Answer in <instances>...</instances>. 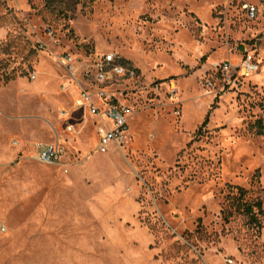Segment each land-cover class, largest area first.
Returning <instances> with one entry per match:
<instances>
[{"label": "rangeland", "instance_id": "rangeland-1", "mask_svg": "<svg viewBox=\"0 0 264 264\" xmlns=\"http://www.w3.org/2000/svg\"><path fill=\"white\" fill-rule=\"evenodd\" d=\"M67 52L138 69L110 87L134 110L124 151L98 150L62 90ZM246 54L257 73L221 76ZM260 123L264 0H0V264H264V214L257 229L223 213L230 186L264 199ZM39 142L64 165L36 160Z\"/></svg>", "mask_w": 264, "mask_h": 264}, {"label": "built area", "instance_id": "built-area-1", "mask_svg": "<svg viewBox=\"0 0 264 264\" xmlns=\"http://www.w3.org/2000/svg\"><path fill=\"white\" fill-rule=\"evenodd\" d=\"M246 17L254 20L258 17V5L245 2L243 5ZM49 34L53 31L47 27ZM58 62L66 69L68 82L62 85L68 90L75 85L79 90L78 106L85 107L97 119L98 150L107 152L112 144L124 151L130 137L129 121L134 114L133 107L118 97V91L110 87L118 81L135 80L139 71L127 60L116 53H98L89 58L67 52L57 57ZM222 77L233 71L231 61L217 66ZM244 75L251 76L260 70V61L255 54H246L238 66ZM36 72L31 74L35 80ZM208 84L213 86V82ZM66 111L62 113L66 115ZM15 144H18L15 142ZM67 149L61 142L39 143L34 158L50 165H64Z\"/></svg>", "mask_w": 264, "mask_h": 264}, {"label": "trees", "instance_id": "trees-1", "mask_svg": "<svg viewBox=\"0 0 264 264\" xmlns=\"http://www.w3.org/2000/svg\"><path fill=\"white\" fill-rule=\"evenodd\" d=\"M260 125L261 126H258V133L262 134L264 132V127L262 123H260ZM252 126L256 125H251V127ZM230 189V194L228 195L229 206L223 211L225 218L229 219L233 217L235 212L240 213L248 218L250 226L261 229L262 216L264 214V199L261 197L252 200L248 199L250 191L240 186H230Z\"/></svg>", "mask_w": 264, "mask_h": 264}, {"label": "crops", "instance_id": "crops-1", "mask_svg": "<svg viewBox=\"0 0 264 264\" xmlns=\"http://www.w3.org/2000/svg\"><path fill=\"white\" fill-rule=\"evenodd\" d=\"M228 61H231L232 62V64H233V70H235V72L238 70V66H239V64L240 63H238L237 65H235L234 63H233V61L231 60V59H229ZM129 62V61H128ZM227 62V61H226ZM59 63V62H58ZM130 63V62H129ZM60 64V63H59ZM131 65H133L132 63H130ZM62 66V65H61ZM134 66V65H133ZM37 74V73H36ZM37 78V77H36ZM62 87V86H61ZM76 88V87H75ZM77 89V88H76ZM63 90V89H62ZM64 92H67V91H69V89L68 90H63ZM77 91H78V96H79V90L77 89ZM78 98V97H77ZM79 104H78V100H77V105H76V107H80V106H78ZM88 110V109H87ZM63 111H66L65 113H66V115H64L62 112ZM63 111H61V114H62V116H68V114H69V112L67 111V110H63ZM92 117L94 118V120H95V122L97 121V119H96V117L95 116H93L92 115ZM132 118V117H131ZM15 142H17V141H13L12 143L14 144V145H18V144H15ZM18 143V142H17ZM39 143H43V142H39ZM39 143H37V144H39ZM54 143V142H53ZM37 144L35 145V151H36V146H37ZM44 144H47V143H44ZM98 148V147H97Z\"/></svg>", "mask_w": 264, "mask_h": 264}, {"label": "water", "instance_id": "water-1", "mask_svg": "<svg viewBox=\"0 0 264 264\" xmlns=\"http://www.w3.org/2000/svg\"><path fill=\"white\" fill-rule=\"evenodd\" d=\"M218 66V65H217Z\"/></svg>", "mask_w": 264, "mask_h": 264}]
</instances>
